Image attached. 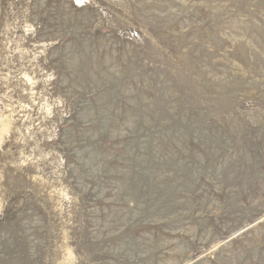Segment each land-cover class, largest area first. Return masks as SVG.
<instances>
[{
	"label": "rangeland",
	"instance_id": "rangeland-1",
	"mask_svg": "<svg viewBox=\"0 0 264 264\" xmlns=\"http://www.w3.org/2000/svg\"><path fill=\"white\" fill-rule=\"evenodd\" d=\"M0 264H264V0H0Z\"/></svg>",
	"mask_w": 264,
	"mask_h": 264
}]
</instances>
